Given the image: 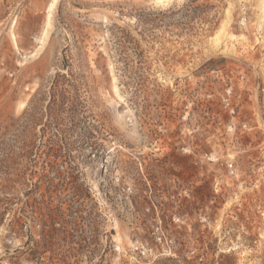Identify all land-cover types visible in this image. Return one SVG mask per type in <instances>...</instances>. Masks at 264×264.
<instances>
[{"label": "rangeland", "instance_id": "rangeland-1", "mask_svg": "<svg viewBox=\"0 0 264 264\" xmlns=\"http://www.w3.org/2000/svg\"><path fill=\"white\" fill-rule=\"evenodd\" d=\"M0 264H264V0H0Z\"/></svg>", "mask_w": 264, "mask_h": 264}, {"label": "trees", "instance_id": "trees-1", "mask_svg": "<svg viewBox=\"0 0 264 264\" xmlns=\"http://www.w3.org/2000/svg\"><path fill=\"white\" fill-rule=\"evenodd\" d=\"M66 69V68H65ZM69 72V71H68ZM62 77L64 78V86L62 87L61 90H59L60 92V103H61V107L63 105L62 108H64L65 105L67 104H81L79 101H80V86L77 85V84H71L70 81L71 79L73 80L74 78V75H73V72L70 71V73H66V74H63ZM69 86L72 87V91L69 90ZM55 88L53 89V95H52V99L51 101L49 102L50 105L51 104H54V105H57L58 106V103H57V97L55 95ZM72 92H74V95H75V98L72 97ZM60 107V105H59ZM75 110V109H73Z\"/></svg>", "mask_w": 264, "mask_h": 264}]
</instances>
